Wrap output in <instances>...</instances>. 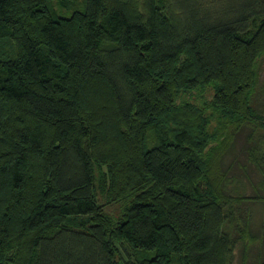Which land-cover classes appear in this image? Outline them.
Segmentation results:
<instances>
[{
    "label": "trees",
    "instance_id": "obj_1",
    "mask_svg": "<svg viewBox=\"0 0 264 264\" xmlns=\"http://www.w3.org/2000/svg\"><path fill=\"white\" fill-rule=\"evenodd\" d=\"M262 55L264 0H0V264H232Z\"/></svg>",
    "mask_w": 264,
    "mask_h": 264
},
{
    "label": "rangeland",
    "instance_id": "obj_2",
    "mask_svg": "<svg viewBox=\"0 0 264 264\" xmlns=\"http://www.w3.org/2000/svg\"><path fill=\"white\" fill-rule=\"evenodd\" d=\"M258 84L254 93L253 105L264 112V55L257 62ZM211 92H207L209 97ZM211 110H207L210 114ZM211 129L217 125V118H211ZM259 144L264 150V131L248 127L240 131L235 139L233 148L227 154L225 167L229 171L230 192H240L247 196H254L257 193L264 195V189H260L261 174L247 158V149L251 145ZM120 205V204H119ZM117 204H108L104 208L107 212L117 215L120 207ZM244 216L248 215L250 237L241 236L238 228L243 225V219L235 226L228 224L227 229L232 236L237 238L234 248L232 264H264V202L251 201L241 205ZM243 217V215H242Z\"/></svg>",
    "mask_w": 264,
    "mask_h": 264
}]
</instances>
